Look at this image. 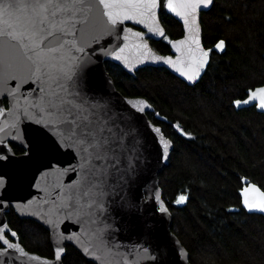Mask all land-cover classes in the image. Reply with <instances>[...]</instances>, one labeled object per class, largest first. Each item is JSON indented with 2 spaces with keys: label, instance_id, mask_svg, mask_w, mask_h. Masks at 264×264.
I'll return each mask as SVG.
<instances>
[{
  "label": "water",
  "instance_id": "obj_1",
  "mask_svg": "<svg viewBox=\"0 0 264 264\" xmlns=\"http://www.w3.org/2000/svg\"><path fill=\"white\" fill-rule=\"evenodd\" d=\"M167 3L168 0L165 10L182 24L184 33L170 42L171 53L163 54L151 44V39L160 40L166 32L160 19V0L154 10L144 11L143 15L130 12L135 15L134 19L121 16L115 25L108 22L103 5L93 0L91 27L80 42L85 51L78 54L84 61L83 78L78 87L87 100L107 109L118 134L123 133L116 153L119 164L109 169L103 195L95 197L97 204H103L102 211L95 204L81 209L69 200L70 195L83 188L79 183L83 178L80 155L61 138L47 117H42L40 110L33 107L41 96L39 81L32 78L22 54L8 45L0 48V104L3 97L10 104L9 109L0 113V129H3L0 131L3 141L0 143V227L6 225L2 235L8 243L18 245L9 248L0 240V264H64L67 243L96 264H102L96 258L102 253L107 254L106 264H192L189 251L172 230V213L159 183V174L169 162L173 141L148 116L153 110L152 104L142 96L124 95L105 64L107 61L118 64L131 75L144 66L165 67L186 83L195 84L210 59L202 40L201 14L213 2L197 9L195 20L188 15L187 24L184 16L177 15L185 11L180 7V0H173L176 12ZM153 28L160 31H151ZM179 41L184 43L178 44ZM202 51H208V57L201 67ZM154 56L163 59L154 60ZM185 73L193 75L194 80H189ZM262 87L264 84L249 89L246 97L238 99L241 104L237 108L256 105L264 113V108L259 107V98L243 103L252 91ZM14 90H17L15 94ZM9 141L23 146L25 152L16 154ZM164 142L168 143L166 154ZM242 182V202L245 188L250 189L248 199L258 201L259 193L251 186L264 190L246 177ZM87 199L83 197L80 204H85ZM161 206L166 211H160ZM11 207L21 218L36 220L47 228L53 257L27 250L17 235H11L16 234L6 214ZM249 212L264 216L259 211ZM59 248L63 252L57 259ZM85 248L96 256L85 253Z\"/></svg>",
  "mask_w": 264,
  "mask_h": 264
},
{
  "label": "trees",
  "instance_id": "obj_2",
  "mask_svg": "<svg viewBox=\"0 0 264 264\" xmlns=\"http://www.w3.org/2000/svg\"><path fill=\"white\" fill-rule=\"evenodd\" d=\"M161 1L165 35L152 46L171 53L182 24ZM202 40L210 59L203 76L190 85L165 67L144 66L135 75L107 61L116 87L126 96L145 97L150 119L173 141L159 174L172 213V230L189 251L192 264H264V216L242 202V178L264 190V113L235 101L264 84V0H213L201 14ZM225 41L223 51L216 44ZM18 148V147H17ZM184 195L187 200L177 204ZM9 225L29 251L53 257L47 228L21 218L11 207ZM11 238L9 233H6ZM64 264H96L66 244Z\"/></svg>",
  "mask_w": 264,
  "mask_h": 264
},
{
  "label": "snow or ice",
  "instance_id": "obj_3",
  "mask_svg": "<svg viewBox=\"0 0 264 264\" xmlns=\"http://www.w3.org/2000/svg\"><path fill=\"white\" fill-rule=\"evenodd\" d=\"M212 2L213 0H180V7L185 11L177 12V15L184 16L187 24L188 15L191 14L195 20L196 10L201 6L208 7ZM98 3L103 5L106 10L104 15L113 25L117 23L118 17L134 19L135 15H143L144 11H152L157 6V0H98ZM93 6V0H0V48L8 45L22 54L32 78L39 81L41 96L33 107L40 110L42 117H47L48 123L56 128L61 138L80 155L83 178L79 183L83 188L74 196L70 195L69 200L73 201V206L81 209L91 208L95 204L102 211L103 204H97L95 197L97 194L103 195L109 169L116 168L119 164L116 153L122 144L123 133L118 134L107 109L87 100L78 87L84 71V61L78 54L85 51L80 42L91 27L90 13ZM166 6L176 12L173 0H168ZM130 12L135 15H130ZM150 30L160 31L158 28ZM177 43L183 44L184 41ZM196 43L199 41L196 40ZM224 46L225 41L220 40L215 47L222 51ZM74 52L77 54L74 55ZM201 55L204 57L202 67L207 62L208 51H202ZM152 59L163 58L154 56ZM198 73L199 69L196 74ZM185 75L189 80L195 78L187 73ZM257 98L260 100L259 107L264 108V87L252 91L248 100L243 103ZM235 104L240 106L241 101L237 100ZM143 110L141 107L140 111ZM0 143L3 141L0 140ZM167 150L168 143L164 142L165 154ZM251 188L259 193L260 199L249 200L247 193L250 189L245 188L244 205L249 211L264 213V191L256 189L255 185ZM83 197L88 199L81 205ZM186 200L187 197L181 195L176 203ZM160 211L166 209L161 206ZM85 214L91 215L87 212ZM5 228L6 225L0 227V240H4L9 248L18 247L8 243L2 235ZM84 251L89 253L87 248ZM62 252V248L57 249V259ZM89 254L96 256L95 252ZM96 258L106 264L107 254L102 253Z\"/></svg>",
  "mask_w": 264,
  "mask_h": 264
},
{
  "label": "flooded vegetation",
  "instance_id": "obj_4",
  "mask_svg": "<svg viewBox=\"0 0 264 264\" xmlns=\"http://www.w3.org/2000/svg\"><path fill=\"white\" fill-rule=\"evenodd\" d=\"M151 41H155V40L151 39ZM252 106H255L257 108L256 105H252ZM9 107H10L9 99L7 97H3L2 101H1V104H0V113L6 111L7 109H9ZM9 143H10L11 147L13 148V150H14V152L16 154H22V153L25 152V148L23 146H21L19 144H16V143H14L12 141H9Z\"/></svg>",
  "mask_w": 264,
  "mask_h": 264
}]
</instances>
